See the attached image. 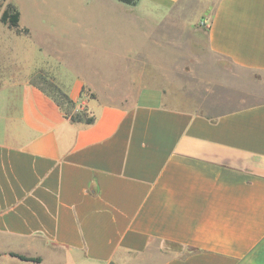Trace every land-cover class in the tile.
I'll use <instances>...</instances> for the list:
<instances>
[{
  "label": "crops",
  "instance_id": "obj_1",
  "mask_svg": "<svg viewBox=\"0 0 264 264\" xmlns=\"http://www.w3.org/2000/svg\"><path fill=\"white\" fill-rule=\"evenodd\" d=\"M127 5L148 9L137 22L161 53L193 54L203 38L264 73V0ZM19 11L27 33L0 20V264H264V101L213 88L173 103L161 87L88 97L93 86L67 79ZM40 75L94 121H73Z\"/></svg>",
  "mask_w": 264,
  "mask_h": 264
},
{
  "label": "rangeland",
  "instance_id": "obj_2",
  "mask_svg": "<svg viewBox=\"0 0 264 264\" xmlns=\"http://www.w3.org/2000/svg\"><path fill=\"white\" fill-rule=\"evenodd\" d=\"M8 2L0 0V7ZM14 3L46 56L58 64L67 79L78 75L94 87H83L82 92L88 97L119 102L132 98L141 87H161L167 92L166 101L173 103L174 97L184 92L213 88L243 96L246 103L264 101V73L238 68L228 59L211 53L203 38L196 42L197 47L190 55L161 53L165 52L162 46L152 47L145 39L149 26L137 22L148 9L119 3V8L125 10L117 12L102 0H94L89 6L86 0H14ZM210 8V5L201 10L191 8L189 14L193 19L208 14ZM134 48H141L144 54L129 53ZM40 78L37 81L43 83L42 88L60 100L52 82L42 75ZM63 106L68 112L90 116L82 103Z\"/></svg>",
  "mask_w": 264,
  "mask_h": 264
},
{
  "label": "trees",
  "instance_id": "obj_3",
  "mask_svg": "<svg viewBox=\"0 0 264 264\" xmlns=\"http://www.w3.org/2000/svg\"><path fill=\"white\" fill-rule=\"evenodd\" d=\"M121 2L127 3V4H134L136 0H119ZM1 22L7 24L11 28H15L18 32H28V29H21L20 28V11L17 8L15 4L12 2H8L5 6L4 11L0 15ZM53 87V90L57 92L58 95H60V100L54 97L59 104L62 106L64 104L66 105H72L75 106L76 102L65 92L63 91L59 86L52 83L51 85ZM62 102V103H61ZM69 116L73 121L77 122H84L87 124H90L94 121V116H87L85 117L83 113L78 112L77 114L68 112ZM13 255H16L24 260H33V261H40V258H31L23 255H19L16 253H12Z\"/></svg>",
  "mask_w": 264,
  "mask_h": 264
}]
</instances>
